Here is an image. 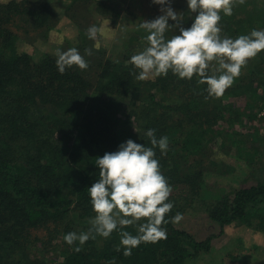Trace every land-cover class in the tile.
Here are the masks:
<instances>
[{"label": "trees", "instance_id": "16d2710c", "mask_svg": "<svg viewBox=\"0 0 264 264\" xmlns=\"http://www.w3.org/2000/svg\"><path fill=\"white\" fill-rule=\"evenodd\" d=\"M80 2L83 11L94 10L114 23L129 10V0H71L61 7L75 19ZM72 6L77 9L69 13ZM55 7L52 0L0 2V264H197L211 252L218 234L198 239L171 220L165 225L166 239L142 243L129 256L122 248L117 251L116 231L108 238L96 235L79 252L78 242L70 246L64 241L68 232L87 231L96 214L88 194L99 179L96 157L117 150L129 138L151 146L149 128L156 129L157 137L169 138L166 154L157 148L156 158L172 190L186 192L187 203H201L219 224V234L231 224L264 233V176L233 193H216L206 183L210 168L202 158L212 142L221 140L251 166L253 149H260L256 143L264 147V135L250 139L252 133L223 127L250 117L234 98L244 97L248 110L264 101V51L249 59L221 97L209 96L196 75L188 80L169 72L140 81L130 57L147 46V32L138 26L153 18L133 13L136 27L117 58H105L104 51L92 45L85 48L87 30L78 24L83 34L79 51L84 55L85 49L91 50L85 55L89 66H73L62 74L57 56L44 53L36 59L22 50L36 38H48L57 26ZM172 7L182 12L183 26L190 27L194 15L186 0ZM221 15L224 36L264 29V0H236L233 14ZM175 32L179 34L172 28L166 36ZM181 196L171 193L174 207L166 218L184 212L177 201ZM126 230L136 234L135 226ZM50 251L54 256L48 261L44 255Z\"/></svg>", "mask_w": 264, "mask_h": 264}, {"label": "clouds", "instance_id": "9594fccd", "mask_svg": "<svg viewBox=\"0 0 264 264\" xmlns=\"http://www.w3.org/2000/svg\"><path fill=\"white\" fill-rule=\"evenodd\" d=\"M243 3V0H239ZM159 5L160 15L152 20H144L139 28L147 32V46L130 57L136 69V79L167 76L169 72L180 79L191 80L199 76V83L207 85L209 96L221 97L247 66L249 59L264 51V29H252L248 34L236 38L221 35L222 15L233 14L236 0H186L188 11L194 15L190 27H184L182 12L173 7V0H151ZM174 23H170L169 21ZM178 30L171 38L166 33ZM98 28L87 29L89 39H95ZM85 55L78 48L57 50V69L64 73L73 66L81 70L88 68ZM215 61V66L212 62ZM214 69L213 74H209ZM218 73V74H215ZM146 137L151 146L129 138L118 145L117 150L97 156L95 165L99 169V179L90 187L88 194L93 211L91 227L84 232H68L64 241L72 246L78 242L75 251L96 235L108 238L114 231L120 235L117 251L129 256L142 243H156L167 238V225L181 219L166 218L173 202L169 199L172 186L161 171L156 158V149L166 154L169 138L157 137L156 129L149 128ZM135 226L136 234L126 230Z\"/></svg>", "mask_w": 264, "mask_h": 264}, {"label": "rangeland", "instance_id": "374dc122", "mask_svg": "<svg viewBox=\"0 0 264 264\" xmlns=\"http://www.w3.org/2000/svg\"><path fill=\"white\" fill-rule=\"evenodd\" d=\"M8 1L0 0V2ZM52 1L56 5L55 9L58 13L57 26L49 32L47 39L36 38L33 43L22 47V50L35 55L36 59H39L44 53L57 56L58 49L67 50L76 47L80 50L83 34L78 24L86 30L92 25L98 28L96 38L94 40L89 39L85 48L92 45V47L101 49V53L104 51L105 58L110 56L117 58L124 52L136 27L135 22H133L136 17L133 13L143 16L145 19L148 18L147 16L154 19L161 14L159 11L160 6L151 3V0H129L126 5L129 6V10L123 12L126 17L118 23H114L111 18L105 17L94 10L90 12L83 11L81 8L82 2H80L79 9L81 12H76L78 18L75 16L74 19L72 16L66 15V9L61 7L63 6L62 3L68 4L71 0ZM180 2L182 0H173V4ZM72 7L73 9L69 13H74V10L77 9L74 6ZM81 54L83 55V53ZM233 101L241 110L244 111L245 109V112H250V117L245 115L240 123L235 125L224 124L223 127L233 132L252 133L249 135L250 139L254 135L257 136V134L261 135L257 136L261 138L264 135V101L253 107V110L246 108L247 103L244 97L234 98ZM242 122L245 124L243 125ZM257 131L260 132L257 133ZM210 145L208 155L202 158L204 167L210 168V172H207L205 177L206 183L214 192L220 194L224 192L233 193L236 188L254 184L259 176H264V147H262L260 141L256 143L260 149L257 151L253 149L255 153L253 156L254 164L251 166L239 157L237 150L232 149L229 143L224 146V144L221 145V140H216ZM248 147H250V144ZM171 193L182 195L177 200L179 205H184V212L180 214L181 219L176 223L178 227L186 229L198 239H204L211 234H218L213 239L211 252L201 256L198 260L200 262L197 264H264V233L253 231L242 225L231 224L225 227L224 233L219 234V224L210 218L201 203H187L188 201L183 198L186 192L172 190ZM59 241L61 240L59 239ZM59 244L61 245V243ZM51 253L52 251L44 255L46 260H52L54 254L51 255ZM55 255H59V253ZM233 256H238V260L235 261Z\"/></svg>", "mask_w": 264, "mask_h": 264}]
</instances>
